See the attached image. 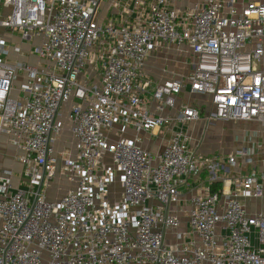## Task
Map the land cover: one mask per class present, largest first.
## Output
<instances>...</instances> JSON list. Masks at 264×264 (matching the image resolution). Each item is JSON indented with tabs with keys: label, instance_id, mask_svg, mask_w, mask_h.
I'll list each match as a JSON object with an SVG mask.
<instances>
[{
	"label": "built area",
	"instance_id": "2783aa9c",
	"mask_svg": "<svg viewBox=\"0 0 264 264\" xmlns=\"http://www.w3.org/2000/svg\"><path fill=\"white\" fill-rule=\"evenodd\" d=\"M186 2L0 0V27L38 58L14 60L21 43L0 36V136L24 166L18 187L0 176V264H264V207L250 210L264 171L192 195L185 218L174 207L186 177L213 183L249 152L199 153L186 127L202 108L178 105L182 91L209 97L210 120L264 127V0ZM184 44L188 75L144 73L154 50ZM67 105L73 144L58 150ZM172 124L157 152L124 136ZM60 177L73 186L50 198Z\"/></svg>",
	"mask_w": 264,
	"mask_h": 264
},
{
	"label": "crops",
	"instance_id": "0c3cea01",
	"mask_svg": "<svg viewBox=\"0 0 264 264\" xmlns=\"http://www.w3.org/2000/svg\"><path fill=\"white\" fill-rule=\"evenodd\" d=\"M186 1L187 0H178V4L183 5L187 3ZM0 29L3 30L1 27ZM3 34L8 35V33L5 32ZM36 43L37 41L35 44ZM21 47L24 51L23 54L17 55L14 53V60L27 61L31 64L38 63L37 56L35 55V58L27 52L29 44L21 43ZM190 57L191 52L186 44L178 48L172 46L157 48L148 57L144 67V73L155 82L179 79L190 73ZM181 103L201 106L202 108V117L191 122L186 127L192 138V145L199 153L216 156H229L237 154L240 150L247 149L249 151L246 155L238 156V161L235 166L226 163V168L221 172V179L216 180L213 183H210L206 179V174L186 177L184 183L180 186V202L174 205L175 209H177V211L179 210V214L185 218V212L189 209L188 200L192 195L209 188V186L213 191L224 190L225 192H228L231 187L230 181L235 177L246 175L254 171L257 173L264 171V127L260 123L253 121L237 122L231 120H210L208 117L213 111V106L209 97L201 94H191L188 89L182 91L179 96L178 105ZM67 107L68 105L65 109ZM169 112L175 114L176 110ZM62 122L64 123L63 120ZM174 127V124H172L163 127L158 131L155 130L153 132L141 133H137L133 128H127L124 132V136L131 140L138 139L137 143L141 147L152 152H157L162 150L168 142ZM208 133L210 134L209 137L212 139L210 147L213 148L211 149L206 146L207 150H202L200 145H203L202 142L205 141V137ZM217 141L222 144V147H220V149H222L221 151L215 150L216 146H213ZM252 148L254 149V153L251 154ZM0 149L4 150L0 151V176L3 175L4 170L10 169L12 171V187L20 186L23 180L22 178L24 177V166L18 156L21 153L12 146L9 142L8 136L5 134L0 136ZM57 149L61 150L62 148L60 146ZM249 158L252 159L251 162L249 161ZM64 186L65 183L64 180H62L60 186L53 190L49 189L48 192L50 198H58L65 193ZM72 186L69 185V187ZM110 190V198L112 201L121 198L122 186L119 181L113 183L110 186ZM250 206L251 211H254L255 208L262 209L264 207L261 200L250 201Z\"/></svg>",
	"mask_w": 264,
	"mask_h": 264
},
{
	"label": "rangeland",
	"instance_id": "374dc122",
	"mask_svg": "<svg viewBox=\"0 0 264 264\" xmlns=\"http://www.w3.org/2000/svg\"><path fill=\"white\" fill-rule=\"evenodd\" d=\"M3 33H4L3 30L0 29V36L6 42H8V43L10 42V44L6 43L8 46L14 47V44L21 43L20 42V38H19L17 33L13 34V35H6V34H3ZM8 37H9V40H6V38L8 39ZM27 44H29V49L27 51L28 54L29 55H33L35 57V50H34L36 48L35 41H33L32 43H27ZM11 56H12V58L15 57V54H14L13 51L11 52ZM18 84L19 83H17V85ZM14 94L16 95L17 91L13 92V95ZM68 110H69V106L66 108L65 112H62V114L60 116V119L63 120L64 123H63V128H62L61 134L58 137V141L56 143V147L57 148L60 147V146H61V148H70V147H72V144H73V139H72V135H71V132H70V123H69L68 115H67ZM207 135H206L207 139L205 137V141L202 142L203 145L202 144L200 145L202 150H207L206 146H208V148H211V149L213 148V147H210L211 144H212V139L209 137L210 134L208 133ZM213 146H216L215 150H218V151L222 150V149H220V147H222V144L220 142H218V141L216 143H214ZM0 151H4V150L0 149ZM62 180H64V183H65L64 191L66 192L71 187H69L70 183L67 181L68 179L65 178V177H60V178L55 179L49 189L53 190L54 188L60 186L62 184ZM115 182H117V181H115Z\"/></svg>",
	"mask_w": 264,
	"mask_h": 264
}]
</instances>
